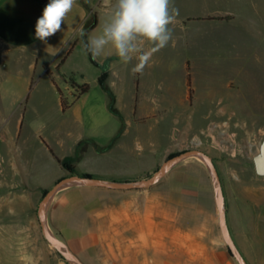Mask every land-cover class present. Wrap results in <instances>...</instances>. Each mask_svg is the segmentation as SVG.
<instances>
[{"label":"crops","instance_id":"obj_1","mask_svg":"<svg viewBox=\"0 0 264 264\" xmlns=\"http://www.w3.org/2000/svg\"><path fill=\"white\" fill-rule=\"evenodd\" d=\"M45 1L0 0V171L6 177L7 188L49 191L73 175L137 182L142 174L154 171L172 149L201 148L202 142L193 144L187 137L190 130L203 132L201 119L212 115L217 120L226 119L227 124L233 117L230 109L234 95L227 84L220 91L211 89L204 93L194 87L195 105L188 104V58L182 65L183 90L171 98V67L165 48L155 52L143 72L137 74L131 72L135 59L125 64L107 48L96 59L104 64L103 70L93 67L89 77L91 63L95 62L84 44L89 36L100 33L107 0H84L90 11L76 0L62 30L44 43L35 38V26L50 2ZM216 3L217 0H198L186 5L194 13L185 18L220 13L213 9ZM94 8L98 9L97 24L82 38L79 33ZM184 19L181 25L185 28ZM189 22L195 23L192 28L196 30L217 29L203 28L205 24L196 20ZM76 51L78 59L74 56ZM103 72L121 119L110 111L108 96L99 85ZM69 74L75 77L73 84L66 82ZM83 85L90 89L76 95L77 88ZM200 105L210 109V113L195 116L193 109ZM188 109L192 111L187 113ZM172 115L179 123L174 122L177 135L170 145L163 141L162 128ZM122 125L117 140L108 147ZM215 127L211 124L207 131L212 130V134ZM84 140H91L100 149L88 147L74 163L76 174H71L61 162L74 157ZM92 161L99 165H87ZM44 171L48 176L43 179ZM139 193L137 189L65 186L50 199L45 219L54 235L73 253L90 249L106 254L108 259V254L154 251V198ZM18 264L48 261L43 255L22 253ZM50 264H59L58 256H52Z\"/></svg>","mask_w":264,"mask_h":264},{"label":"rangeland","instance_id":"obj_2","mask_svg":"<svg viewBox=\"0 0 264 264\" xmlns=\"http://www.w3.org/2000/svg\"><path fill=\"white\" fill-rule=\"evenodd\" d=\"M196 1L173 0L179 16L170 25L173 38L165 47L171 67V98L183 87L182 65L184 58H188L191 63H187L186 69L192 89L188 104L195 105L194 87L198 93H204L211 89L220 91L227 84L234 95L230 109L233 117L227 124L226 119L217 120L212 115L201 119L203 132L190 130L187 136L190 143L202 142L201 148L172 149L155 165L154 171L142 174L137 182L151 177L164 162L179 154L204 152L212 159L221 182L229 237L245 264H264V177L256 176L252 161V154L264 138V0H217L213 9L220 13L185 18L194 13L186 5ZM95 11L98 9L94 8ZM225 17L229 19H217ZM183 19L205 24L203 28L217 26V29L196 30L191 22H185L184 28ZM77 54L76 51L74 56ZM96 59H93L96 65L91 63L89 77L93 67L103 70L104 64ZM74 78L69 74L66 82L72 84ZM200 106L193 109L195 116L210 113V109ZM174 122L179 120L172 115L163 125L165 144L173 145V137L177 135ZM211 124L216 125L212 134V130L207 131ZM87 165L99 163L92 161ZM46 172L43 179L48 176ZM5 180L0 171V264H18L22 253L43 255L48 264L52 256H58L59 264H75L67 261L43 234L38 217L42 191L9 189ZM137 190L154 198L155 250L108 254V259L106 254L90 249L74 253L83 264H238L220 228L214 178L199 156L179 161L155 183ZM48 207L49 203L46 214ZM45 221L52 236L59 240L48 220Z\"/></svg>","mask_w":264,"mask_h":264},{"label":"clouds","instance_id":"obj_3","mask_svg":"<svg viewBox=\"0 0 264 264\" xmlns=\"http://www.w3.org/2000/svg\"><path fill=\"white\" fill-rule=\"evenodd\" d=\"M75 4L76 0H50L37 19L35 38L46 43L61 31ZM178 16L173 0H107L102 29L98 35L89 36L84 47L93 59L111 48L125 64L135 59L131 72L142 73L152 55L172 40L170 25ZM79 35L85 36L82 29Z\"/></svg>","mask_w":264,"mask_h":264},{"label":"water","instance_id":"obj_4","mask_svg":"<svg viewBox=\"0 0 264 264\" xmlns=\"http://www.w3.org/2000/svg\"><path fill=\"white\" fill-rule=\"evenodd\" d=\"M192 156H199L205 159L206 165L208 166L215 182L216 191H217V207L219 212V223L220 228L222 231L223 238L226 242V244L229 246L234 258L238 262V264H245L243 261V258L237 249L235 243L232 241V239L229 237L226 229L225 224V214H224V196H223V190L221 187V182L219 179V176L217 174L216 168L212 162V159L205 154L204 152H201L199 150H194L190 152H186L183 154H179L172 159H169L168 161L164 162L161 167L149 178L138 181V182H132V183H126V182H117V181H105V180H99L96 178L86 177V176H78L73 175L69 178H66L64 180L59 181L51 190H49L42 198L39 208H38V217L40 221L41 228L43 230V234L46 238V240L54 246L58 252L62 254L66 258L67 261L75 263V264H83L81 260L74 254L69 247L55 239L52 234L50 233L44 215L43 210L46 205H48L50 199L52 196L62 187L69 186V185H78V186H96V187H108L113 189H142L149 187L153 183H155L160 177H162L173 165L178 163L179 161L184 160L185 158L192 157ZM252 161L254 165L255 174L258 177H264V138L261 139V141L258 144V149L252 154Z\"/></svg>","mask_w":264,"mask_h":264},{"label":"trees","instance_id":"obj_5","mask_svg":"<svg viewBox=\"0 0 264 264\" xmlns=\"http://www.w3.org/2000/svg\"><path fill=\"white\" fill-rule=\"evenodd\" d=\"M41 2L43 3H46L45 0H40ZM82 4L84 5V7L90 11V9L88 8L86 2L84 0H81ZM217 19H220V20H228L229 18L225 17V18H217ZM97 24V13L96 12H91L90 14V18L85 22L84 24V27H83V31L85 33V35H87V33L89 31H91ZM93 61V60H92ZM106 77H107V74L106 72H103L101 74V76L99 77L98 79V82H99V85L101 86V88L103 89V91L107 94L108 96V99H109V109L110 111L116 115L118 118L121 119L120 117V114L118 113V111L114 108V96L113 94L111 93L110 89L108 88L107 84H106ZM73 84V83H72ZM186 86H187V91H188V96H190L191 92H192V89H191V83H190V73L189 71L187 72V75H186ZM79 89L81 90V93H86L88 91V86L87 85H83V86H80ZM63 109H66L67 106L63 103ZM123 129V125L118 133V135L116 137H114L109 145V146H112L115 141L117 140L118 136L120 135L121 131ZM89 145H94L95 148L97 150H99L100 148H98L94 142H92L91 140H84L82 141L77 149H76V153L74 155V157L72 158H69V159H65L63 160L61 163L62 165L64 166V168L71 174H76L75 172V169H74V163L79 161V159L82 157L83 153L87 150L88 146ZM175 155V154H174ZM58 162H60L58 160ZM86 177H90V176H86ZM42 193L45 195L47 193V190H43Z\"/></svg>","mask_w":264,"mask_h":264},{"label":"bare ground","instance_id":"obj_6","mask_svg":"<svg viewBox=\"0 0 264 264\" xmlns=\"http://www.w3.org/2000/svg\"><path fill=\"white\" fill-rule=\"evenodd\" d=\"M200 158L202 159V161L204 160V162L206 163V161H205L204 158H202V157H200ZM47 206H48V205H46V206L44 207V210H43L44 218H45V215H46V209H47ZM45 220H46V219H45Z\"/></svg>","mask_w":264,"mask_h":264},{"label":"built area","instance_id":"obj_7","mask_svg":"<svg viewBox=\"0 0 264 264\" xmlns=\"http://www.w3.org/2000/svg\"><path fill=\"white\" fill-rule=\"evenodd\" d=\"M79 94H81V90H79V89L77 88V90H76V95H79Z\"/></svg>","mask_w":264,"mask_h":264}]
</instances>
